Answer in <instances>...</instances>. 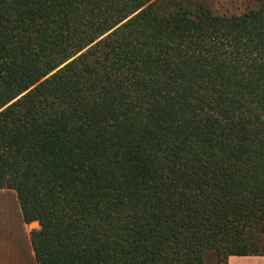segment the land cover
<instances>
[{
	"label": "trees",
	"instance_id": "1",
	"mask_svg": "<svg viewBox=\"0 0 264 264\" xmlns=\"http://www.w3.org/2000/svg\"><path fill=\"white\" fill-rule=\"evenodd\" d=\"M0 108L37 264L264 255V2L0 0Z\"/></svg>",
	"mask_w": 264,
	"mask_h": 264
},
{
	"label": "crops",
	"instance_id": "2",
	"mask_svg": "<svg viewBox=\"0 0 264 264\" xmlns=\"http://www.w3.org/2000/svg\"><path fill=\"white\" fill-rule=\"evenodd\" d=\"M15 190L0 188V264H37ZM226 264H264V255H231Z\"/></svg>",
	"mask_w": 264,
	"mask_h": 264
},
{
	"label": "rangeland",
	"instance_id": "3",
	"mask_svg": "<svg viewBox=\"0 0 264 264\" xmlns=\"http://www.w3.org/2000/svg\"><path fill=\"white\" fill-rule=\"evenodd\" d=\"M201 1L208 4L212 10L217 13L225 14H238L245 11L248 8L255 7L264 2V0H195ZM32 228H37V224L30 226Z\"/></svg>",
	"mask_w": 264,
	"mask_h": 264
},
{
	"label": "snow or ice",
	"instance_id": "4",
	"mask_svg": "<svg viewBox=\"0 0 264 264\" xmlns=\"http://www.w3.org/2000/svg\"><path fill=\"white\" fill-rule=\"evenodd\" d=\"M70 2H71V0H70ZM3 112H4V109L3 108H0V113H3Z\"/></svg>",
	"mask_w": 264,
	"mask_h": 264
}]
</instances>
